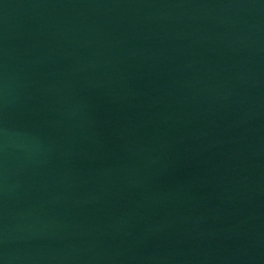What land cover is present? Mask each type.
<instances>
[{
	"label": "water",
	"instance_id": "water-1",
	"mask_svg": "<svg viewBox=\"0 0 264 264\" xmlns=\"http://www.w3.org/2000/svg\"><path fill=\"white\" fill-rule=\"evenodd\" d=\"M0 264H264V0H0Z\"/></svg>",
	"mask_w": 264,
	"mask_h": 264
}]
</instances>
